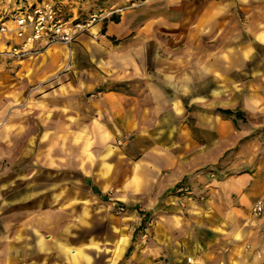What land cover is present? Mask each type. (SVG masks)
Here are the masks:
<instances>
[{"label": "crops", "instance_id": "1", "mask_svg": "<svg viewBox=\"0 0 264 264\" xmlns=\"http://www.w3.org/2000/svg\"><path fill=\"white\" fill-rule=\"evenodd\" d=\"M168 4L169 21L185 24L183 33L170 32L171 39L185 38L173 47L190 70L182 78L177 69L174 79L163 80L160 65H114L120 73L92 90L65 73L52 92L36 93L33 80L15 76L22 67L0 57V264H264V215L250 211L264 197V156L253 151L254 127L233 129L235 121L245 125L244 109L221 99L246 94L240 76L250 67L249 116L264 115V0ZM154 17L166 20L161 12ZM110 32L132 30L107 24L100 37ZM209 65H220V106L206 88L196 90L208 80ZM110 82L119 86L101 91ZM217 109L241 112L243 120ZM157 125L163 129L154 131ZM123 136L127 145L116 146ZM229 150L234 154L220 163ZM208 168L218 169L220 180H208ZM181 183L205 200L178 208L173 190ZM109 191L156 213L175 206L182 223L172 216L156 221L153 250L145 254V240L133 241L111 214L97 215L94 198Z\"/></svg>", "mask_w": 264, "mask_h": 264}, {"label": "rangeland", "instance_id": "2", "mask_svg": "<svg viewBox=\"0 0 264 264\" xmlns=\"http://www.w3.org/2000/svg\"><path fill=\"white\" fill-rule=\"evenodd\" d=\"M18 0H0V13H9L12 9H15ZM66 2L65 9L82 8L83 13L87 12L90 7L97 11L99 8L113 7L114 9L122 10V13L115 14L113 18L117 19V23L110 22L111 29H118L124 31L126 28L132 30L128 35L111 34L105 38L91 37L84 35L72 42L67 48L61 46H55L51 48L42 57L26 60L20 64L22 69L15 76L18 79L26 78L33 80V90L36 93H40V88L52 92L56 87L55 81L61 76V74L67 73L68 76L79 77L86 86L79 87L80 89L86 88L88 91L92 90L93 85L96 82L102 80L104 77H115L120 73L119 69L113 67L114 65H160L163 70L160 71L159 76L168 81L170 76L174 79L175 70L177 71V78H182L185 74H190V70L187 69L185 63V54L174 53L175 45H184L185 38L180 37L178 39L170 38V32L177 30V33H183L185 24L184 22L169 21V7L174 8L173 4H168L169 0H61ZM167 2V4H166ZM161 3V4H160ZM79 10V9H78ZM165 14V21H155L154 14ZM114 25H113V24ZM174 27H177L176 29ZM174 28V29H173ZM172 29V30H171ZM0 49H3L2 47ZM17 65V64H13ZM70 65L68 71L62 72V70ZM73 65V66H72ZM220 65H209V78L204 81L202 86L199 83L196 86L197 93H200V89L206 88L209 92L210 101L214 100V106H220V92L216 94L218 89L220 90V78L218 76ZM17 71V70H16ZM81 72V73H80ZM149 77H153L152 69H148ZM157 73V72H155ZM251 74V69L248 67L240 76V82H245L246 94L232 95L228 92L222 93L221 99H228L230 102H238L237 109H244V121L234 122V128L241 127H254L257 133L250 136L256 138L255 151L256 157L264 156V115L258 114L255 116H249L253 111V105L250 102L252 97V86L248 80V76ZM158 75H155L157 77ZM166 83V82H165ZM119 85L106 83L100 87L101 91L115 90ZM168 87V86H166ZM73 90V89H72ZM168 90V89H167ZM92 92H96V89ZM35 93V92H34ZM168 93V91L166 92ZM228 105L227 102L222 103L224 107L233 106ZM211 105V103H210ZM216 108V107H215ZM213 109V108H210ZM246 115V117H245ZM238 123V124H237ZM252 128V129H254ZM163 129L162 125L154 126V131ZM157 141L163 140L162 133H159ZM124 137V136H123ZM121 137V138H123ZM127 138V137H126ZM127 138V143H128ZM127 145V144H126ZM125 145V146H126ZM123 147V146H121ZM254 147L245 148L251 151ZM240 145L238 144L232 150H238ZM229 150L221 162H225L227 157H230L234 151ZM245 152V151H244ZM218 169L208 168L205 172L208 175V180H220V172ZM181 185H185L182 184ZM194 191V188L190 185H186ZM174 191V190H173ZM95 193V191H94ZM194 194L198 197L199 194L194 191ZM202 195V194H200ZM204 198V195H202ZM112 191L107 194H103L98 198H94V206L100 212H97L98 216L104 217L105 214H111L113 216V225L122 228V231L129 234L133 232V241L145 240L144 252L152 253L153 247L151 246V239L153 235V227L156 221L163 219L167 216H172L174 224L182 223L181 217H174L173 212L176 211L175 206L168 207L164 205L161 208V212L156 213L155 210H147L145 207L132 206L126 200L115 199ZM93 200V201H94ZM205 199H203L204 201ZM198 201V200H197ZM201 201V202H203ZM196 202V201H195ZM93 204V202H91ZM189 204V203H188ZM119 206H124L126 212L119 213ZM178 208L185 210V207ZM133 212L134 217L129 218V214ZM173 214V215H171ZM179 215H182L179 213ZM116 222L119 224L117 225ZM127 223L129 225H127ZM97 231L100 228L96 229ZM119 229L116 230L118 234ZM84 232V231H82ZM180 252L184 253L185 248L180 247ZM118 252H114L113 256L116 257ZM115 254V255H114ZM187 263H191L187 261Z\"/></svg>", "mask_w": 264, "mask_h": 264}, {"label": "built area", "instance_id": "3", "mask_svg": "<svg viewBox=\"0 0 264 264\" xmlns=\"http://www.w3.org/2000/svg\"><path fill=\"white\" fill-rule=\"evenodd\" d=\"M17 3L9 13H0V41L3 43L0 57L8 64L17 65L42 57L55 46L67 48L81 36L100 37L111 18L122 12L113 7H101L97 11L90 7L84 13L82 8L66 10L67 4L61 0H18ZM115 143L118 147L125 146L127 138H120ZM174 195L178 197L176 205L180 207L204 199L181 184L175 187ZM250 211L256 218L262 217L264 197L255 200ZM118 212L124 213L126 209L119 206Z\"/></svg>", "mask_w": 264, "mask_h": 264}, {"label": "trees", "instance_id": "4", "mask_svg": "<svg viewBox=\"0 0 264 264\" xmlns=\"http://www.w3.org/2000/svg\"><path fill=\"white\" fill-rule=\"evenodd\" d=\"M110 22H113V23H117V19L116 18H111ZM105 32V27L102 29V34H104ZM217 112L221 115V116H224V117H227V118H231L232 116H234L235 119H241L243 120V117H242V113L241 112H232L231 110H228V109H217ZM179 185H177L176 187H178Z\"/></svg>", "mask_w": 264, "mask_h": 264}, {"label": "bare ground", "instance_id": "5", "mask_svg": "<svg viewBox=\"0 0 264 264\" xmlns=\"http://www.w3.org/2000/svg\"><path fill=\"white\" fill-rule=\"evenodd\" d=\"M110 148L112 151L114 150V148L112 146H110ZM66 251H68V253H70L72 256H74L78 253V251L76 249H67Z\"/></svg>", "mask_w": 264, "mask_h": 264}]
</instances>
